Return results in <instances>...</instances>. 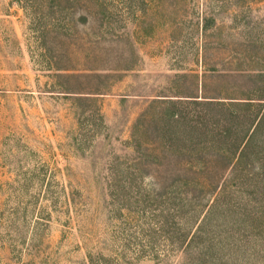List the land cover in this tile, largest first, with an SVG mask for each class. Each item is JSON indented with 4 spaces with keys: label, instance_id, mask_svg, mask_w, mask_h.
Wrapping results in <instances>:
<instances>
[{
    "label": "rangeland",
    "instance_id": "374dc122",
    "mask_svg": "<svg viewBox=\"0 0 264 264\" xmlns=\"http://www.w3.org/2000/svg\"><path fill=\"white\" fill-rule=\"evenodd\" d=\"M261 71L264 0H0V264H264V116L192 100Z\"/></svg>",
    "mask_w": 264,
    "mask_h": 264
},
{
    "label": "trees",
    "instance_id": "16d2710c",
    "mask_svg": "<svg viewBox=\"0 0 264 264\" xmlns=\"http://www.w3.org/2000/svg\"><path fill=\"white\" fill-rule=\"evenodd\" d=\"M263 74H264V71H261ZM216 96H202V98L200 99H192L194 102H199V103H202L204 104L203 106L204 107H212V108H219L221 107L220 109H224L228 114H231V115H234V116H238V115H241L243 114V109L245 107V111H254L255 109H258L256 112L257 113H260L258 115H256L258 118L257 120L264 116V108L263 110H259L258 106L259 104H252V103H245V102H249V101H242V100H237V99H233V100H230V101H227L225 102L224 100H220L218 98H215ZM173 102V101H172ZM251 102V101H250ZM255 105V106H254ZM215 106V107H214ZM234 106H238L239 108L234 109ZM215 108V109H216ZM218 110V109H216ZM244 111V112H245ZM174 117L172 118L173 121H178L179 119V114H176V113H171ZM253 119V118H252ZM253 128V127H252Z\"/></svg>",
    "mask_w": 264,
    "mask_h": 264
}]
</instances>
